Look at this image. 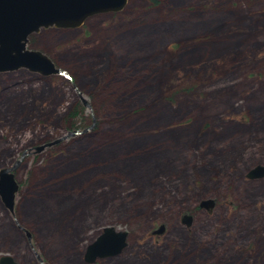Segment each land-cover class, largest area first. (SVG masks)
I'll return each instance as SVG.
<instances>
[{"label":"rangeland","instance_id":"374dc122","mask_svg":"<svg viewBox=\"0 0 264 264\" xmlns=\"http://www.w3.org/2000/svg\"><path fill=\"white\" fill-rule=\"evenodd\" d=\"M26 48L70 78L0 72V168L30 151L11 214L0 201V256L264 264V176H244L264 165V0H126ZM105 226L125 246L84 262Z\"/></svg>","mask_w":264,"mask_h":264},{"label":"water","instance_id":"95a60500","mask_svg":"<svg viewBox=\"0 0 264 264\" xmlns=\"http://www.w3.org/2000/svg\"><path fill=\"white\" fill-rule=\"evenodd\" d=\"M126 0H0V72L13 71L19 68L37 72L42 76L60 74L51 60L38 50L26 48L27 37L41 28H75L80 26L86 18L98 13L119 11ZM74 88V86H73ZM75 89V88H74ZM81 104L89 108L86 100L76 91ZM91 128L89 125L82 130L68 131L66 136L79 134ZM58 139V140H61ZM55 140L54 142L58 141ZM49 143L33 148L40 151ZM30 150V149H28ZM30 151H23L10 167L0 168V201L11 214L13 211L14 194L18 184L14 179L13 170L21 158ZM248 179L264 176V165H255L244 175ZM213 200L202 199L198 203L200 208L209 209ZM190 216L182 214L180 222L188 225ZM163 225L159 224L151 230V234H161ZM126 232L105 226L95 239L86 245L83 261L91 263L95 258H103L118 254L125 246ZM41 264V258L36 255ZM0 264H15L8 255L0 256Z\"/></svg>","mask_w":264,"mask_h":264},{"label":"trees","instance_id":"16d2710c","mask_svg":"<svg viewBox=\"0 0 264 264\" xmlns=\"http://www.w3.org/2000/svg\"><path fill=\"white\" fill-rule=\"evenodd\" d=\"M82 128H84V126L82 125V126H75L74 128H71V130L70 131H72V130H76V129H82Z\"/></svg>","mask_w":264,"mask_h":264},{"label":"bare ground","instance_id":"6f19581e","mask_svg":"<svg viewBox=\"0 0 264 264\" xmlns=\"http://www.w3.org/2000/svg\"><path fill=\"white\" fill-rule=\"evenodd\" d=\"M27 236L29 237V233H27Z\"/></svg>","mask_w":264,"mask_h":264},{"label":"flooded vegetation","instance_id":"af4514ba","mask_svg":"<svg viewBox=\"0 0 264 264\" xmlns=\"http://www.w3.org/2000/svg\"><path fill=\"white\" fill-rule=\"evenodd\" d=\"M199 203V202H198ZM159 235V234H158Z\"/></svg>","mask_w":264,"mask_h":264}]
</instances>
